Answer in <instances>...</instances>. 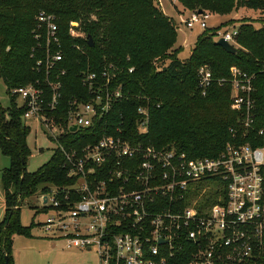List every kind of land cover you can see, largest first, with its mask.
I'll return each mask as SVG.
<instances>
[{
	"label": "built area",
	"instance_id": "obj_1",
	"mask_svg": "<svg viewBox=\"0 0 264 264\" xmlns=\"http://www.w3.org/2000/svg\"><path fill=\"white\" fill-rule=\"evenodd\" d=\"M210 15L193 10L183 22L206 29ZM38 20L46 31L37 61L44 79L12 93L25 108V123L40 125L57 143L54 151L61 150L62 166L73 179L68 185L49 184L38 194V209L51 212L41 227L68 248L97 252L103 264H264V110L259 112L255 96L258 74L232 66L230 78L217 79L209 67H199L202 94L214 82H229L239 114L217 156L190 158L175 148L133 143L121 125L118 133L95 143L67 147L59 141L63 133L92 126L128 95L121 84L112 87V64L100 73L83 72L81 82L93 98H75L67 123L58 122L50 113L60 105L64 54L56 15L42 11ZM74 27L71 34L82 35ZM237 34L233 26L215 38L236 46ZM138 113L139 130L148 133V106Z\"/></svg>",
	"mask_w": 264,
	"mask_h": 264
},
{
	"label": "trees",
	"instance_id": "obj_2",
	"mask_svg": "<svg viewBox=\"0 0 264 264\" xmlns=\"http://www.w3.org/2000/svg\"><path fill=\"white\" fill-rule=\"evenodd\" d=\"M178 1L191 11L202 8L214 15L230 14L240 7L264 15V0ZM42 11L56 15L64 54L62 68L67 70L60 105L50 113L58 122L67 123L75 98L92 100L81 82L83 72L100 73L112 64V87L121 84L128 95L113 102L110 112L92 126L63 133L59 141L67 147L95 143L105 134L118 133L116 128L121 125L133 143L175 148L190 158L217 156L231 138L230 127L237 123L239 114L232 107L229 82H214L207 94H202L198 88L200 66L209 67L217 79L230 78L232 66L256 72L255 96L259 112L264 110V18L258 27L257 21L242 19L235 37L240 45L237 54L217 44L220 26L200 33L189 56L182 59L179 54L183 48H174L177 26L156 0H0V78L10 96L7 108L0 102V150L10 158V165L2 171L6 216L0 222V264H5L6 254L9 264H15L13 233L31 235L34 223L24 226L19 220L21 201L46 191L49 184L73 182L62 166L60 149L38 170L27 171L32 155L27 145L31 127L23 119L25 108L12 93L15 88L44 79L37 66L43 56L40 48L46 44L45 27L38 20ZM72 27L82 35L73 36ZM88 36L93 46L88 44ZM140 106L149 108L148 133L139 130Z\"/></svg>",
	"mask_w": 264,
	"mask_h": 264
},
{
	"label": "rangeland",
	"instance_id": "obj_3",
	"mask_svg": "<svg viewBox=\"0 0 264 264\" xmlns=\"http://www.w3.org/2000/svg\"><path fill=\"white\" fill-rule=\"evenodd\" d=\"M163 11L173 18L177 26V43L174 48L182 47L179 57L184 59L191 53L197 37L205 29L199 26L189 28L184 24V19L188 17L191 10L185 8L178 0H156ZM244 18L257 21L255 26H260L264 15L260 11L240 7L230 14H211L208 19V28L221 27V30L233 29L239 26ZM260 22H259V21ZM77 27V26H76ZM240 45H236L239 47ZM19 103V99H17ZM0 102L4 108L10 104V96L7 85L0 78ZM31 129L27 137V145L32 151V155L27 160V171L34 172L49 161L57 143L51 140L40 125L28 121ZM10 165V158L0 150V222L6 216L5 191L2 181V171ZM38 194L26 197L19 207V220L24 226L34 225L31 228V235L12 234V254L15 264H103L95 251L86 249L68 248L63 238L48 234L40 222H43L50 211L44 212L38 209Z\"/></svg>",
	"mask_w": 264,
	"mask_h": 264
},
{
	"label": "water",
	"instance_id": "obj_4",
	"mask_svg": "<svg viewBox=\"0 0 264 264\" xmlns=\"http://www.w3.org/2000/svg\"><path fill=\"white\" fill-rule=\"evenodd\" d=\"M203 11L204 10L202 8L198 9L199 13H203ZM88 44L90 46L94 45V41H93V39L90 36H88ZM217 44L222 46L227 52H229L231 54H237L238 53V48L236 46H234L233 44H231L230 42L226 41L224 38L218 39L217 40ZM76 129H77V126H72L71 127L72 131H75ZM5 258H6L5 264H9L8 255L7 254L5 255Z\"/></svg>",
	"mask_w": 264,
	"mask_h": 264
}]
</instances>
